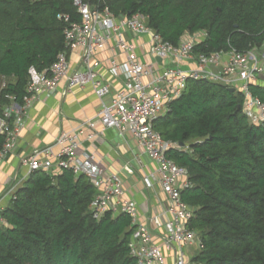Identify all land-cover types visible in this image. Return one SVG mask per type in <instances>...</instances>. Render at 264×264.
<instances>
[{"label": "trees", "instance_id": "trees-1", "mask_svg": "<svg viewBox=\"0 0 264 264\" xmlns=\"http://www.w3.org/2000/svg\"><path fill=\"white\" fill-rule=\"evenodd\" d=\"M116 17L139 13L165 41L204 31L195 53L248 51L264 43V0H91ZM78 19L72 0H0V115L20 103L31 70L48 68L65 50L64 22ZM224 84L188 80L153 121L173 144L166 156L187 169L181 199L200 264H264V124L250 122L243 96ZM264 103V83L250 86ZM4 135L0 134V149ZM180 144H183L181 146ZM97 190L70 169L33 170L0 208V264H137L128 247L134 225L125 213L90 210Z\"/></svg>", "mask_w": 264, "mask_h": 264}, {"label": "built area", "instance_id": "built-area-1", "mask_svg": "<svg viewBox=\"0 0 264 264\" xmlns=\"http://www.w3.org/2000/svg\"><path fill=\"white\" fill-rule=\"evenodd\" d=\"M72 4L77 20L69 15L58 16L64 22L65 50L48 68L40 72L31 70L20 103L12 95L6 96L10 103L4 106L0 115V134L4 135L0 164L15 149L26 110L34 101L55 94L61 82H64L65 93L77 86L90 85L101 104L97 114L76 129L61 133L52 145L33 149L21 160V181L33 170L52 173L70 169L76 176L84 175L97 190L89 205L94 218L98 219L105 211L112 215L125 213L130 217L134 229L128 247L137 264H200L192 260L201 248L198 232L187 225L192 208L181 199V191L190 186L188 171L166 156V151L175 144L164 140L152 121L181 95L188 80L206 79L240 92L242 111L247 119L264 124V103L250 90L251 85L264 83V54L256 56L252 49L195 53L194 46L199 35L205 37L204 32L183 37L173 45L151 28L146 17L139 13L119 18L106 6L91 0H72ZM125 32L147 36L150 54L164 64L157 68L140 61ZM110 40H114L128 68L127 80L114 93L111 84L101 79V62L96 57ZM75 50L79 51V59L72 66L69 56ZM4 86L5 81L1 87ZM105 97H110L109 101H105ZM85 127L90 130L89 138L108 128L116 129L120 134L128 132L135 138L141 153L155 165L143 177L145 187L153 188L157 181L166 197L160 212L150 213L142 221L136 202L125 195L121 176L107 171L94 152H79V134ZM54 146L59 148L57 154L53 152ZM21 181L9 188L7 195ZM2 200L0 197V202ZM3 222L0 216V224Z\"/></svg>", "mask_w": 264, "mask_h": 264}, {"label": "crops", "instance_id": "crops-1", "mask_svg": "<svg viewBox=\"0 0 264 264\" xmlns=\"http://www.w3.org/2000/svg\"><path fill=\"white\" fill-rule=\"evenodd\" d=\"M125 36L134 45V53L140 61L154 64L157 68L164 64L150 54L147 36H135L130 32H125ZM186 36L188 35L184 37ZM203 37L199 35L198 41ZM96 57L101 62L99 75L104 82L111 84L114 93L128 77L125 58L116 49L114 40H110L104 49L99 50ZM78 59L79 51L75 50L69 56L71 65L75 66ZM63 87L64 82H61L55 94L45 95L42 99L34 101L26 110L17 145L9 157L0 164V190L6 184L21 181L23 175L21 160L33 149L52 145L61 133L76 129L80 123L94 117L99 111L100 100L90 85L77 86L67 93L63 92ZM109 99L110 97H105V101ZM89 134L90 130L87 127L79 134V152H94L107 171L121 176L125 195L136 202L142 221L146 215L160 212L166 204V197L157 181L153 188L145 187L143 177L154 169L155 165L141 153L135 138L129 136L127 132L120 134L118 130L110 128L94 138H89ZM53 152L57 154L59 148L54 146Z\"/></svg>", "mask_w": 264, "mask_h": 264}, {"label": "rangeland", "instance_id": "rangeland-1", "mask_svg": "<svg viewBox=\"0 0 264 264\" xmlns=\"http://www.w3.org/2000/svg\"><path fill=\"white\" fill-rule=\"evenodd\" d=\"M201 32H204V31H201ZM252 52L256 55V56H259V57H262L263 54H264V43L261 44L260 46H255L254 48H252ZM4 81V78L3 79H0V88H1V85ZM127 134L130 136L131 134L127 132ZM132 136V135H131ZM141 182V181H140ZM15 183L16 181H13L11 184H6L4 185L1 190H0V197H2V205L5 206L8 202V199L10 198V193L7 195V191L9 188H12L13 186H15ZM141 186V184H140ZM0 204V205H1ZM2 206V207H3ZM1 207V208H2Z\"/></svg>", "mask_w": 264, "mask_h": 264}, {"label": "water", "instance_id": "water-1", "mask_svg": "<svg viewBox=\"0 0 264 264\" xmlns=\"http://www.w3.org/2000/svg\"><path fill=\"white\" fill-rule=\"evenodd\" d=\"M122 16H119V18H121ZM230 91H235V89L234 88H232V87H229L228 88ZM181 146H183V144H180Z\"/></svg>", "mask_w": 264, "mask_h": 264}]
</instances>
